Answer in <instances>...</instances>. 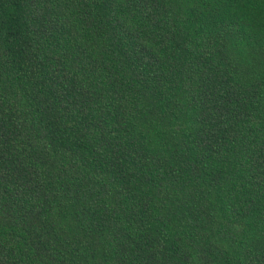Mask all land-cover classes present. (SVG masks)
<instances>
[{
  "label": "trees",
  "instance_id": "trees-1",
  "mask_svg": "<svg viewBox=\"0 0 264 264\" xmlns=\"http://www.w3.org/2000/svg\"><path fill=\"white\" fill-rule=\"evenodd\" d=\"M0 264H264V0H0Z\"/></svg>",
  "mask_w": 264,
  "mask_h": 264
}]
</instances>
